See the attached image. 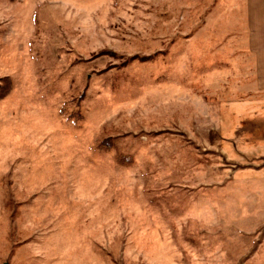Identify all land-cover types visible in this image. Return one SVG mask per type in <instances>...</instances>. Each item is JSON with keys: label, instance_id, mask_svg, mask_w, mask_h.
Masks as SVG:
<instances>
[{"label": "rangeland", "instance_id": "obj_1", "mask_svg": "<svg viewBox=\"0 0 264 264\" xmlns=\"http://www.w3.org/2000/svg\"><path fill=\"white\" fill-rule=\"evenodd\" d=\"M229 6L0 0V264H264Z\"/></svg>", "mask_w": 264, "mask_h": 264}, {"label": "crops", "instance_id": "obj_2", "mask_svg": "<svg viewBox=\"0 0 264 264\" xmlns=\"http://www.w3.org/2000/svg\"><path fill=\"white\" fill-rule=\"evenodd\" d=\"M223 2L230 4L228 9L233 8L231 12L238 14L240 16L238 19H241L245 26L242 38L244 52L242 53L248 54L250 64L246 67L247 71L243 74V79L249 89L245 90L243 97L240 98L242 101L246 99L244 103H241L243 105H240L242 108L240 118L243 119L240 123H244V119L254 121L252 124L257 127L255 131L258 132L255 134H259V131L264 134V0H223ZM228 108H231L229 109L230 114L234 113L239 116L236 112L238 108L236 102L228 105ZM249 116L253 119H249ZM215 130L220 134V129ZM237 130V134H240L242 129L237 128ZM262 141L260 143L263 146L264 138Z\"/></svg>", "mask_w": 264, "mask_h": 264}, {"label": "trees", "instance_id": "obj_3", "mask_svg": "<svg viewBox=\"0 0 264 264\" xmlns=\"http://www.w3.org/2000/svg\"><path fill=\"white\" fill-rule=\"evenodd\" d=\"M0 90H1V92H2V95H0V98L3 97V96H5V95L8 93V91H4V87H3V85L0 86ZM3 92H4V93H3Z\"/></svg>", "mask_w": 264, "mask_h": 264}]
</instances>
